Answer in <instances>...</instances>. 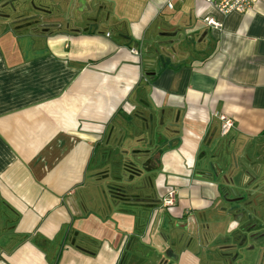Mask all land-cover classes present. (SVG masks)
Wrapping results in <instances>:
<instances>
[{"label": "crops", "instance_id": "1", "mask_svg": "<svg viewBox=\"0 0 264 264\" xmlns=\"http://www.w3.org/2000/svg\"><path fill=\"white\" fill-rule=\"evenodd\" d=\"M84 1L0 0V264H215L264 166V0Z\"/></svg>", "mask_w": 264, "mask_h": 264}, {"label": "water", "instance_id": "2", "mask_svg": "<svg viewBox=\"0 0 264 264\" xmlns=\"http://www.w3.org/2000/svg\"><path fill=\"white\" fill-rule=\"evenodd\" d=\"M78 4V11L82 12L84 10L85 1L84 0H77ZM149 120L152 119V115L149 116ZM153 131V130H152ZM147 151H137L133 154L138 153H146ZM135 165L139 172H145V168L148 167L149 163H140L135 162ZM255 164H252L254 166ZM260 172H264V166L261 167H246V171L244 175L246 176V182L243 184L242 187H233L240 192L239 198L234 200H226V206L221 209V216L223 220H229L228 230L227 233L231 232H239L243 233L245 229L253 231L257 225L262 226L264 225V190L259 189L260 187L257 185H253V182L259 178ZM238 174L234 177L236 178ZM122 182V181H121ZM251 198L249 202H244L245 199ZM256 231H253V234ZM249 236V234H246ZM251 235V236H252ZM229 248L222 250V256L219 258V262L215 264H232L236 262L237 264V256L240 255L238 251L234 256L231 257V254L235 251L228 250ZM168 257V254H165ZM169 258V257H168Z\"/></svg>", "mask_w": 264, "mask_h": 264}, {"label": "built area", "instance_id": "3", "mask_svg": "<svg viewBox=\"0 0 264 264\" xmlns=\"http://www.w3.org/2000/svg\"><path fill=\"white\" fill-rule=\"evenodd\" d=\"M168 0L166 7L171 10L172 4ZM206 6L217 12L219 15L226 16L231 13L245 14L251 11L258 0H203ZM207 26L219 29L221 24L211 17L205 18ZM219 121V133L225 136L234 126L233 120L224 114L217 115ZM175 190H168L161 200V205L167 209L171 208L175 202Z\"/></svg>", "mask_w": 264, "mask_h": 264}, {"label": "flooded vegetation", "instance_id": "4", "mask_svg": "<svg viewBox=\"0 0 264 264\" xmlns=\"http://www.w3.org/2000/svg\"><path fill=\"white\" fill-rule=\"evenodd\" d=\"M31 21H34V19L30 20V23ZM253 231H256L254 235H252ZM253 231L248 230V228L245 229L243 233H239L235 237L233 243L229 246L221 247V251L227 248H229L228 250L234 249L235 251L231 254L232 257L240 250L238 251L240 255L237 256V264H259L264 259V231H261L260 228ZM246 234H249V236ZM259 240H262L261 244L258 243Z\"/></svg>", "mask_w": 264, "mask_h": 264}, {"label": "rangeland", "instance_id": "5", "mask_svg": "<svg viewBox=\"0 0 264 264\" xmlns=\"http://www.w3.org/2000/svg\"><path fill=\"white\" fill-rule=\"evenodd\" d=\"M257 227H259L261 231H264V225H262V226L257 225ZM258 243L261 244V243H262V240H261V241L259 240ZM222 252H223V251H222ZM254 258H255V255H254ZM219 260H221V259H216V260H215V263H216V262H219Z\"/></svg>", "mask_w": 264, "mask_h": 264}]
</instances>
